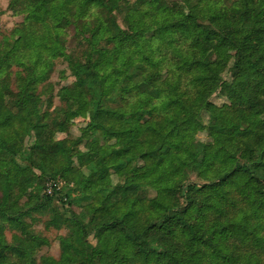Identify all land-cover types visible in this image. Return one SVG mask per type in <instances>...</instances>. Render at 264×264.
Wrapping results in <instances>:
<instances>
[{"label":"trees","instance_id":"16d2710c","mask_svg":"<svg viewBox=\"0 0 264 264\" xmlns=\"http://www.w3.org/2000/svg\"><path fill=\"white\" fill-rule=\"evenodd\" d=\"M8 7L23 20L0 36V264H264V0H8ZM68 36L77 42L70 48ZM223 45L234 50L233 81L212 58ZM57 58L74 77L58 92L62 111L90 116L74 142L46 131L65 129L64 121L45 122L42 109V83ZM215 93L239 95L227 111L238 122L204 123ZM200 130L209 141L196 138ZM16 157L27 164L1 169ZM74 161L86 171L72 173ZM61 169L75 184L65 199L47 193ZM111 169L123 181L112 184ZM130 178L155 195L136 196ZM94 183L92 200L86 186ZM46 199L81 210L50 219L68 234L58 258L36 262L34 248L47 239L33 228L34 214Z\"/></svg>","mask_w":264,"mask_h":264},{"label":"rangeland","instance_id":"374dc122","mask_svg":"<svg viewBox=\"0 0 264 264\" xmlns=\"http://www.w3.org/2000/svg\"><path fill=\"white\" fill-rule=\"evenodd\" d=\"M135 0H130L133 2ZM23 20V15L20 13H14L8 7V0H0V36L2 34H9V32L19 25ZM119 23L121 24V18H119ZM66 45L68 48L76 45V40L74 37H67ZM234 54V50H232L228 45H223L215 48L212 52V58L216 61V72L219 73L224 80L226 81H233V77L231 74V66H232V59L230 58L231 55ZM230 58V59H229ZM61 73H66L67 77L62 78L60 75ZM74 82V77L70 75V71L67 67V63L62 58H57L55 60V66L53 71L49 77V79L42 83L44 88V93L42 94L43 99V106L42 109L48 112V115L45 117V122H50L52 119H57L59 121H64L65 129L63 131H58L55 126L47 128L46 131L50 133V136L54 140H70L72 142L77 141L82 136L83 128L89 123L90 116L86 115H75V114H64L62 111L65 107L63 101H61L60 97L58 96V92L62 86L71 85ZM235 83V81L233 82ZM42 87V85L40 86ZM239 104V95L237 93H233L230 96H221L218 94H213L205 104L202 119L204 123H207L210 117L215 116L221 120V122L225 126H231L234 122H238L237 120H232L227 114L228 106L234 105L237 106ZM49 130L51 132H49ZM197 139L202 141H209L206 131H197L195 133ZM94 137L99 139V143H102L103 137L99 132H96ZM34 141V133L31 135H27L25 137V146L28 147ZM86 142L85 139L79 141L76 144L75 148L83 149L84 143ZM107 144L114 143V139H108ZM27 163L21 160L19 157L11 159L9 161H5L1 166V169L8 174H11L13 171L20 169ZM79 169L86 171L85 167H81L77 161L70 167V171L72 173L78 171ZM65 173V169H61L59 171L58 176L53 180H48V190L47 193L51 194L57 191L62 199H65L69 192L73 193L71 189H74L73 181L66 182L63 178V174ZM110 181L112 184L117 183L119 181H123V176L117 174L114 170H110ZM190 179L197 180L195 174H190ZM198 181V180H197ZM66 182V183H65ZM128 183H130V190L135 192L141 199L152 197L155 195V191L147 186V185H140L134 178L128 179ZM54 184V185H53ZM95 185H87L86 191L87 194H91L95 192ZM98 193L95 192L93 195L92 200L98 197ZM83 201L85 204L84 210H86L88 216L91 215V210L86 206L92 200ZM81 205V204H80ZM43 210L34 214L36 220L33 223V228L39 234L47 239V241L40 247H35L34 257L36 262H39L40 258L43 256H52L55 258L59 257L60 254V237L65 236L68 234L67 228H56L49 223L50 219L54 217L56 213H65V215H69L68 209H73L75 212H79L81 207L78 205L69 206L68 204L62 205L57 200H48L46 199L42 204ZM3 223L0 221V225ZM6 229L5 233L8 237H11L13 233V229H11L7 224H5ZM89 241L92 244H96V239L92 236L89 237ZM18 264H25L21 261Z\"/></svg>","mask_w":264,"mask_h":264}]
</instances>
